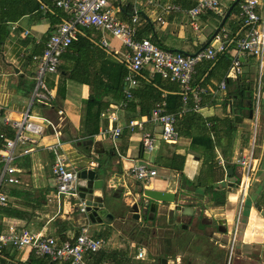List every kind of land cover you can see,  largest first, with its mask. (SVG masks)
Listing matches in <instances>:
<instances>
[{"label": "crops", "instance_id": "crops-1", "mask_svg": "<svg viewBox=\"0 0 264 264\" xmlns=\"http://www.w3.org/2000/svg\"><path fill=\"white\" fill-rule=\"evenodd\" d=\"M197 1L109 0L122 22H130L131 17H125L120 6L132 5L139 13L138 39H149L163 49L187 56L217 47L218 35L237 38L244 34L238 14H231L223 30L209 44L235 0H222L217 12L192 20L188 13ZM260 1L257 11L264 15V0ZM20 2L29 4V0H0V176L4 139L15 138L13 122L30 110L35 118L61 125L62 152L71 169L78 173L82 169L97 171L100 178L106 179L118 209L113 224H93L79 209L75 196L59 195L53 174L55 156L44 147L57 140L52 129L47 128L32 152L18 153L14 166L19 183L3 187L10 202L7 208L0 209V232L29 230L53 237L60 244L74 241L79 234L104 241L101 252L86 255L87 264H160L161 261L164 264H225L228 250L231 251L232 232L238 227L241 215L244 214L245 222L254 211L264 218V70L261 71L259 60L242 55L237 48L232 51L234 58L239 56L243 62V78L254 84L251 91H246L244 106L240 105L243 97L238 92L237 82L230 87L226 85L225 91L221 89L226 79L224 69H217L208 76L219 59L203 74L196 71V81L198 79L208 93L202 97L197 111L192 107L171 113L177 117L180 134L177 144L162 141L161 128L151 117L158 104L165 102L167 107L168 98L180 95L181 88L154 74L148 66L133 90L141 99L133 97L129 102L131 109L127 106L118 110L122 135L117 139L105 135L108 120L101 114L98 133L90 139V129H85L86 102L94 97L108 104L107 109L123 102L118 103L116 94L107 92L113 91L111 78L117 80L121 71L128 74V47L109 31L96 27L81 29L74 47L61 56L58 73L45 79L53 93V103L50 106L32 104L38 68L34 57L43 53L46 40L61 22L54 23L58 15L57 8L53 7L48 11L41 8L42 13L37 10L19 19H10L7 14L11 7ZM26 32L29 33L24 36ZM104 42L107 45H103ZM259 83L261 94L257 103L255 91ZM150 86L162 93V102L152 105ZM231 100L233 111L228 106ZM250 110H253L252 117ZM134 121L142 127L137 126L132 132L130 123ZM145 133L156 138L153 152H146L142 146ZM251 152L254 153L251 194L248 193L241 207L237 182L247 171L237 161ZM136 165H146L158 174L149 181H139L129 173ZM230 169L234 170L232 175ZM142 188L176 193L185 204L196 209L197 215L204 216L186 228L189 217L170 213L175 208L173 204H159L155 220L147 222L146 227L141 226L139 221L130 218V208L134 195L137 197ZM214 219L222 223L220 230L218 225L212 224ZM256 230L261 234L249 231L247 239L244 236L245 241L251 238L255 242L254 247L243 244L244 253L260 252L264 247V234L258 227ZM140 252H144L143 259L138 258ZM32 255L29 250L7 247L0 253V260L6 264H28ZM239 260L245 264H264V259L260 258L242 256Z\"/></svg>", "mask_w": 264, "mask_h": 264}, {"label": "built area", "instance_id": "built-area-1", "mask_svg": "<svg viewBox=\"0 0 264 264\" xmlns=\"http://www.w3.org/2000/svg\"><path fill=\"white\" fill-rule=\"evenodd\" d=\"M222 0H198L196 6L189 11V16L193 20L208 12H217L221 7ZM42 9L48 11L50 7L62 9L66 18L58 26L45 42V48L40 56L34 59L38 62L35 73V88L32 96V104L50 106L53 103V93L47 86L45 79L49 75L58 73L61 56L68 51L72 43L76 40L81 29L90 27L101 28L109 31L114 37L120 39L128 47L130 53L127 58L128 74L125 77L126 99L117 107L112 106L102 113V117L108 120V127L103 131L105 135L117 139L123 133V128L119 125L118 110L126 108L133 98V90L138 85V77L148 66H151L154 74H160L181 88L183 102L186 104L190 97L195 101V108L198 110L201 105L203 95L208 93L205 87L193 85V76L196 67L204 60L214 61L220 54L229 50L233 44L244 56L257 58L261 71L264 70V15L258 13L257 9L261 4L260 0H243L238 18L245 31L242 36L231 38L227 34L218 35L217 47H209L199 52L195 56H187L180 52H172L163 49L149 39H138L136 25L140 17L135 11L130 22L119 20L118 12L109 0H49V4L39 0ZM175 9V7H170ZM29 32H26V36ZM103 45H107L104 42ZM244 76L243 62L239 56L233 59L232 66L227 73L226 79L221 84V89L225 91L227 80H237ZM2 88L0 86V95ZM261 85L256 87V102H259ZM234 102L231 100L229 108L233 111ZM151 120L161 128V139L168 144H177L180 134L176 129L177 117L168 113L166 103L162 102L153 110ZM16 129V136L13 139H4V149L1 152L3 169L0 176V209L9 206V196L4 192L7 184H18L19 179L15 176L18 171L14 166L19 151L28 154L39 145L40 136L47 128L52 129L57 142L44 146L46 150L55 156L53 174L57 182L58 193L64 197H74L77 195L79 173L69 166L66 157L62 152L61 137L63 135L61 125L48 119L35 118L31 111L25 112L19 120L13 122ZM142 127L138 122H131L132 132L135 127ZM156 138L145 133L142 137V146L146 152H153ZM237 163L246 168V176L237 182L238 192L241 199V207L248 197L254 172V153L242 158ZM130 175L139 181H149L157 176L156 170L150 169L146 165L133 166ZM84 212V206L81 205ZM1 220V216H0ZM14 247L19 250H29L38 257H49L57 264H87L85 257L88 253H99L105 243L96 240L87 234L78 236L74 241L59 243L50 236L35 234L29 230L21 233L14 231L0 232V249ZM144 252H140L138 258H144Z\"/></svg>", "mask_w": 264, "mask_h": 264}, {"label": "water", "instance_id": "water-1", "mask_svg": "<svg viewBox=\"0 0 264 264\" xmlns=\"http://www.w3.org/2000/svg\"><path fill=\"white\" fill-rule=\"evenodd\" d=\"M242 0H235L226 12L220 26L209 41V44L214 38L223 30L227 20L231 16L234 8ZM182 53V52H181ZM251 104L248 105L250 107ZM251 117L253 110H250ZM93 144V141L91 142ZM100 168V167H99ZM230 175L234 173L233 169L229 171ZM113 195L108 188L106 179L100 178V175L95 170L82 169L79 172L77 195L75 198L81 205L84 206V214L93 224L111 225L116 221V211L118 204L114 202ZM135 201L130 208V218L139 221L141 226H145L147 222L155 220V215L158 213L159 204H173L175 208L170 211L173 215L176 213L183 217H189L186 228L195 225L204 215H197L196 209L185 204L184 200L180 199L176 193L155 190L149 188H142V191L134 197ZM182 201V202H181ZM169 215V212L168 214ZM124 217H120L123 220ZM257 227L264 234V218L258 220ZM184 223V222H182ZM214 226H221L222 223L218 220H212ZM202 227L205 223L201 222Z\"/></svg>", "mask_w": 264, "mask_h": 264}, {"label": "trees", "instance_id": "trees-1", "mask_svg": "<svg viewBox=\"0 0 264 264\" xmlns=\"http://www.w3.org/2000/svg\"><path fill=\"white\" fill-rule=\"evenodd\" d=\"M242 2V1H241ZM49 3V2H47ZM119 6V4H118ZM19 8H21V10H19ZM41 4L37 1V0H29V4L28 3H23L20 2L19 4H15L11 7V11L9 12V14H7V16L10 19H19L23 16H25L26 14L29 13H33L34 11H41ZM121 9V13L125 16V17H131L134 15L135 10L133 8L132 5H130L129 7H123L120 6ZM57 12L58 15V19L56 21H54V23H58L63 21V19L66 18V14L62 9H56L55 10ZM240 11V3L234 8L232 14H238V12ZM130 18V19H131ZM78 43L75 42V46ZM74 47V42L72 43V45L70 46ZM69 48V49H70ZM237 48L235 44H233V46L230 47V49L223 53L220 54L216 60L219 59V62L212 68V70L210 71L209 75H213L215 73V71L217 69H224V74L226 77L227 73L229 72L231 66H232V62L234 59V56L232 55V51ZM215 60V61H216ZM214 63V61H208V60H204L201 63H199L196 67V71L201 72V74H203L207 69L211 68L212 64ZM200 64H202L201 66H199ZM199 66V67H198ZM127 71L126 73H123V71L120 72V75L118 77L117 80H115L114 78H111V82L113 84V91H108L107 94H109L110 92H113L114 95L116 94V99L118 100V103L124 101L126 99V95H125V77H126ZM196 74V73H195ZM244 77V76H243ZM239 78L236 81L233 80H227V85L230 87L232 86L234 82H237V88H239L238 92L242 93V97L240 98V105L244 106V104L246 102H244V99L247 97L246 96V91H251L253 88V82H249L247 83L245 78ZM225 79V78H224ZM116 83V84H114ZM162 85V84H159ZM178 85V84H177ZM193 85H199L201 87H205L203 86L202 83H200L197 79L196 81V77L195 75L193 76ZM179 86V85H178ZM180 88V87H179ZM148 89V88H147ZM150 91L153 94L152 98H150L152 100V105H155L157 102L159 101H163V98L161 97V92L151 88L150 86ZM179 90H177L178 93ZM237 92V91H236ZM232 92L230 91L229 94H231ZM180 95H176V96H171L170 98H168L167 102V112L168 113H175V112H181L182 110L186 109V108H190L192 109V107L195 110V101L192 97L189 98L188 102L186 104H184L183 102V96L181 95V90L179 92ZM204 96V95H203ZM133 97H139L138 99H141V97L137 94H135V92L133 93ZM203 101V100H202ZM98 106V109H96V107ZM128 108L127 109H131L133 106L131 103L128 104ZM108 107V104H102L97 98L91 97V99L86 102V113H85V129H90L89 130V138L93 139V137L98 133V127H99V123H100V116L103 113V111H105ZM201 107V106H200ZM179 109V110H178ZM197 111V110H196ZM91 126H93V128H91ZM177 131L178 128L176 127ZM179 132V131H178ZM11 135V134H10ZM80 235V234H79ZM78 235V236H79ZM77 236V237H78ZM66 242V241H64ZM4 252V249H0V253ZM32 257H31V262H29L28 264H57L55 262H52L51 259L49 257H38L37 255H35L34 253H32ZM94 254V253H92ZM1 264H6L5 262H3V260H0ZM14 264V263H11ZM65 264H71L69 262L65 263Z\"/></svg>", "mask_w": 264, "mask_h": 264}, {"label": "flooded vegetation", "instance_id": "flooded-vegetation-1", "mask_svg": "<svg viewBox=\"0 0 264 264\" xmlns=\"http://www.w3.org/2000/svg\"><path fill=\"white\" fill-rule=\"evenodd\" d=\"M238 227L236 229H233V241L231 240L230 241V244H231V251L228 250V255L226 256L227 257V261L225 262V264H245L244 262H241V260H239V257H242V256H246V257H251V258H260L261 260L264 259V247H262V250L259 252V251H252L251 253H244L242 250V246L243 244L245 245H251L252 247L255 246V242L251 239V238H248L250 239L249 241H245L244 239V236H245V219H244V214L241 215V218L240 220L238 221ZM183 228L185 227V225H182ZM222 227L219 226V230L221 229ZM227 230V228H226ZM261 234V233H258V235ZM247 239V238H246ZM232 242V243H231ZM224 244H226V240L223 241ZM264 243V241L262 242ZM228 245V244H227ZM226 246V245H225ZM250 254V255H249ZM249 255V256H248ZM160 264H164V261H161Z\"/></svg>", "mask_w": 264, "mask_h": 264}, {"label": "rangeland", "instance_id": "rangeland-1", "mask_svg": "<svg viewBox=\"0 0 264 264\" xmlns=\"http://www.w3.org/2000/svg\"><path fill=\"white\" fill-rule=\"evenodd\" d=\"M241 109H242V107H241ZM249 194H251V193H249ZM134 197H135V195H134ZM250 211H251V209H250ZM251 214L249 213L248 218H247L248 220L244 224L245 225V231H246V235H245L246 238H247V236H249V231H250V233H251V231L255 232V234L259 233V231L257 232V230L255 231V229L257 228V223H259L257 220H259V218L261 216L256 211L253 212L252 216H251ZM253 216H256V218L255 217L253 218ZM251 217H252V221H251Z\"/></svg>", "mask_w": 264, "mask_h": 264}]
</instances>
